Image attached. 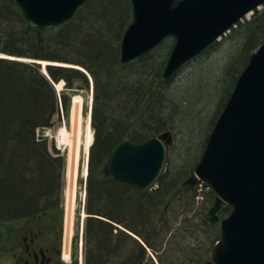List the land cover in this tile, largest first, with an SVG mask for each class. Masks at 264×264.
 <instances>
[{
	"label": "trees",
	"instance_id": "16d2710c",
	"mask_svg": "<svg viewBox=\"0 0 264 264\" xmlns=\"http://www.w3.org/2000/svg\"><path fill=\"white\" fill-rule=\"evenodd\" d=\"M128 6L131 0H88L72 19L34 28L12 0H0V54L11 56H0V237L41 216L62 234L66 160L51 152L37 130L54 125L61 105L69 115L73 93L90 87L91 74L96 137L84 264H206L221 236L219 223L208 220L216 195L205 182L196 180L193 187L191 181L185 190L180 181L188 173L194 177L206 132L213 130L251 54L264 42V7L226 37L234 43L224 52L219 74L206 79L192 101L188 90L185 95L170 89L174 78L163 80L173 37L122 62V39L133 21ZM219 46L215 42L199 58ZM34 60L48 61L49 76ZM61 80L65 84L58 92L55 83ZM173 119L184 127L185 137L158 186L143 191L113 179L109 158L115 146L125 139L142 143L169 129ZM230 211L224 204L219 215ZM71 264H79L77 257Z\"/></svg>",
	"mask_w": 264,
	"mask_h": 264
},
{
	"label": "water",
	"instance_id": "95a60500",
	"mask_svg": "<svg viewBox=\"0 0 264 264\" xmlns=\"http://www.w3.org/2000/svg\"><path fill=\"white\" fill-rule=\"evenodd\" d=\"M34 28L60 25L88 0H12ZM133 22L121 50L127 63L167 37L175 45L163 74L170 79L183 65L237 27L264 0H131ZM41 63L40 61H37ZM170 130L137 143L119 142L109 158L113 179L146 191L165 170ZM216 194L209 220L221 237L206 264H264V42L251 54L221 112L195 168ZM224 204L231 207L220 219Z\"/></svg>",
	"mask_w": 264,
	"mask_h": 264
},
{
	"label": "rangeland",
	"instance_id": "374dc122",
	"mask_svg": "<svg viewBox=\"0 0 264 264\" xmlns=\"http://www.w3.org/2000/svg\"><path fill=\"white\" fill-rule=\"evenodd\" d=\"M130 6H128L129 8ZM130 11H132V6L129 8ZM133 17V16H132ZM251 17V14L248 15L247 18ZM245 18L246 20H248ZM133 19V18H132ZM243 19V22L244 20ZM239 25V24H238ZM237 25V26H238ZM233 29L231 32H229L226 36H223V38L219 42L220 46L215 49V50H210L208 51L204 56L200 57L197 56L190 62H188L184 67L182 66L170 79L174 78L171 84V90L176 91L179 93V91H183L182 94H187L186 91L188 90L189 97L192 98V101H195L198 99L200 96V87L203 83L208 82V78H213L214 76L218 75L220 72V66L224 63L223 56L225 50L230 47L233 41L227 42L226 37L232 33ZM230 40V38H229ZM175 43V40L172 39V42L168 43L170 45L171 43ZM234 43V42H233ZM213 45V44H212ZM208 49V48H207ZM0 56H3V54H0ZM201 56V55H200ZM197 59V60H196ZM195 60V61H194ZM31 61H33L31 59ZM42 61V60H40ZM45 61V60H43ZM43 65V64H42ZM178 73V75H176ZM176 75V76H175ZM175 76V77H174ZM90 87L88 88H82V89H77L74 93L72 98L75 95L81 96L82 97V112H81V119L79 125L75 126L73 125L72 118H71V113H72V100H71V109H70V114L66 115L61 113L60 116L56 115V118L54 119L55 123L52 127H49L43 131H41L42 135H45L47 137L48 145L50 149H52L53 152H59L58 154H61L64 156L66 160V168H65V180H64V200H63V205H64V218H65V212H66V191L69 186H71L69 183V173L70 167L69 165V159L68 155L70 152V149L72 145L74 144L75 146H79V157H78V162H77V177H76V182H75V196H76V202H75V222H74V233H73V239H72V257L70 261H67L64 258L63 255V264H71L73 261L78 259L79 264L84 263V251H83V246H84V229H85V219L87 216V211H86V204L88 201V175H87V168L88 162L90 165V159L92 156V147L91 151L88 153L86 149V144L88 141V135L90 133V129L92 131V134L94 136L93 142L96 137V130H95V120L93 119V115H91L90 119V113H91V106L94 105V99H95V81L94 78L90 77ZM168 79V80H170ZM208 79V81H206ZM64 87V86H63ZM58 89V87H57ZM195 89V90H194ZM223 92V89L220 90V93ZM181 94V93H180ZM195 95V96H194ZM194 96V97H193ZM199 104V102H198ZM222 107L216 112L213 120V124L215 123V120L217 119L219 113L221 112ZM179 115V114H178ZM212 126V125H211ZM67 131L69 134V139L70 142H64L59 138V133L61 130ZM167 130H171L173 134V141L170 146H168V163L166 166V171L168 170V164L170 163V159L173 155L174 150L179 147V142L182 141L185 137L183 133L184 127L180 125L179 122H176L174 119L171 122V127ZM210 131L209 129L206 132V137H210ZM212 132V131H211ZM210 133V134H209ZM205 137V139H206ZM204 139V140H205ZM89 159V161H88ZM195 162V161H194ZM74 171V168L72 169ZM71 170V171H72ZM89 173V172H88ZM195 173V172H194ZM192 176L190 173L186 174L185 177L180 181V185L184 186L185 190L189 185H191L189 182L192 181L193 187H195L196 183L195 181L197 180V176L191 177ZM187 178H189L187 180ZM193 179V180H192ZM158 184L156 185V187ZM202 186V185H201ZM207 190L205 187H200V191L202 190ZM200 198V197H199ZM198 198V199H199ZM202 198V197H201ZM200 198V199H201ZM223 207V206H222ZM40 220L46 221L45 218H42ZM47 223H50V221H47ZM20 229H18L20 233ZM23 232V230H22ZM62 245H63V250H64V225H63V232H62ZM216 243V242H215ZM214 243V244H215ZM213 244V245H214ZM211 246V248L213 247ZM210 248V249H211ZM0 259H3V256H0Z\"/></svg>",
	"mask_w": 264,
	"mask_h": 264
},
{
	"label": "flooded vegetation",
	"instance_id": "af4514ba",
	"mask_svg": "<svg viewBox=\"0 0 264 264\" xmlns=\"http://www.w3.org/2000/svg\"><path fill=\"white\" fill-rule=\"evenodd\" d=\"M47 221H31L20 233L15 228L0 237V264H63L62 234Z\"/></svg>",
	"mask_w": 264,
	"mask_h": 264
},
{
	"label": "bare ground",
	"instance_id": "6f19581e",
	"mask_svg": "<svg viewBox=\"0 0 264 264\" xmlns=\"http://www.w3.org/2000/svg\"><path fill=\"white\" fill-rule=\"evenodd\" d=\"M3 56L11 57V56L6 55V54H3ZM12 58H15V57H12ZM121 60H122V58H121ZM41 62L43 63V65H42L43 73H45L47 76H49L47 66H46L48 61L42 60ZM89 75H90V77L93 78V76L91 74H89ZM64 84H65L64 80H61L60 82L55 83L56 88L58 87V89H57L58 92L63 90ZM61 110H62L61 113L66 114L64 107L62 105H61ZM81 112H82V97L75 95L73 97V100H72V113H71L73 125H75V126L79 125L80 119H81ZM91 115L92 114L90 113V119H91ZM57 116H60V115H57ZM55 118H56V116H55ZM47 128H49V127L38 128L37 137L39 139H42V138L47 139V137L45 135L41 134V131H43ZM59 138L66 143L70 142L69 134L67 133V131H65V129L60 131ZM93 138H94V136H93L92 131L90 129V133L88 135V141L86 144V149H87L88 153L90 152V149H91V146L93 143ZM49 149H50V147H49ZM50 150H52V149H50ZM51 152H53V151H51ZM78 157H79V146L78 145L75 146L73 144L71 149H70L68 159H69V165H70V167H72V169L74 168V171L72 169H70V173L68 175L69 176V182H70L69 184L71 186H69L67 191H66V196H67V198H66V214H65V221H64V250H63V255L67 261H70V259L72 257L71 256L72 255V239H73V233H74L75 202H76V196H75V194H76L75 182H76V177H77L76 165L78 162ZM88 172H89V170L87 169V175L89 174ZM63 177H65V176L63 175ZM43 217L44 216H41L40 218H43ZM31 221H36V219L22 221L19 225H15L12 228V230H14L15 228H23L25 225L28 226Z\"/></svg>",
	"mask_w": 264,
	"mask_h": 264
}]
</instances>
